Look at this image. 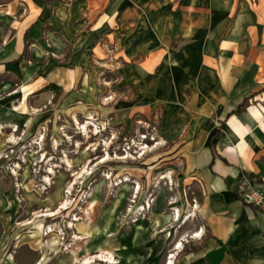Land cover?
I'll list each match as a JSON object with an SVG mask.
<instances>
[{
	"label": "crops",
	"instance_id": "obj_1",
	"mask_svg": "<svg viewBox=\"0 0 264 264\" xmlns=\"http://www.w3.org/2000/svg\"><path fill=\"white\" fill-rule=\"evenodd\" d=\"M103 41L124 61L105 79L124 107L159 112L178 162L167 180L195 200L199 242L177 250L137 225L128 243L101 248L119 264H264V214L237 193L242 177L264 192V0H0V124H23L16 97L54 96L75 113L99 104ZM10 184L0 182V264H23L28 239Z\"/></svg>",
	"mask_w": 264,
	"mask_h": 264
},
{
	"label": "rangeland",
	"instance_id": "obj_2",
	"mask_svg": "<svg viewBox=\"0 0 264 264\" xmlns=\"http://www.w3.org/2000/svg\"><path fill=\"white\" fill-rule=\"evenodd\" d=\"M45 42L50 44L48 38ZM100 46L105 57L98 63L107 73H99L96 79L106 89L98 93L99 104L75 113L62 108L54 96L41 104H36L34 95L25 100L16 97L11 105L23 112V124H0V182H11L9 190L19 204L15 225L23 224L28 239L20 263L79 264L105 252L119 264L110 250L101 248L102 243L116 244L118 237L128 243L137 225L149 228L150 239L167 247L177 248L183 240L182 250L199 242L190 239V231L199 225L197 218L184 223L189 213L196 212L191 210V198L187 200L177 180L172 181L178 162L169 153L172 142L159 130L155 118L159 112L141 114L124 107L125 94L105 82L116 77L124 61L117 57L114 42L103 41ZM105 105L109 109H102ZM88 122L87 132L77 126ZM102 159L106 161L100 163ZM167 173L171 184L162 179H169ZM161 192L164 198L159 201ZM55 193L58 200H50ZM63 206L67 209L54 217L36 218L58 213ZM171 208L179 209L177 221H172ZM156 214L164 221L157 224ZM110 220V227L102 225Z\"/></svg>",
	"mask_w": 264,
	"mask_h": 264
},
{
	"label": "bare ground",
	"instance_id": "obj_3",
	"mask_svg": "<svg viewBox=\"0 0 264 264\" xmlns=\"http://www.w3.org/2000/svg\"><path fill=\"white\" fill-rule=\"evenodd\" d=\"M76 121V120H75ZM88 121H92V118H88ZM76 123H77V121H76ZM91 126V124H90V122H88L87 124H85V125H83L82 127H81V125L80 124H77V126L80 128V129H82L84 132H87V129H88V126ZM14 137H11V141L10 142H14ZM106 161V159H102V161L100 162V163H104ZM170 178V177H169ZM162 179H164V180H166V179H168V177L167 176H163L162 177ZM126 182H127V180H125ZM122 184V183H121ZM136 194H138V188H137V192H136ZM150 202V201H149ZM149 202H148V207H149ZM64 204V203H63ZM64 206H66V204L64 205ZM64 206L62 207V208H60V210H59V212H58V210H57V212L58 213H54V212H50V213H42V214H40V215H38L36 218H49V217H54V216H56V215H58V214H60L61 213V211H64V210H66L67 208H64ZM144 209V208H143ZM175 213V212H174ZM173 213V214H174ZM192 217H194V214H190V215H188L186 218H185V221H184V223H186L187 221H189ZM178 218H179V211H176V214H174V215H172V221H177L178 220ZM73 221H76V219H74V220H72V221H70V222H73ZM30 224V223H29ZM73 225L72 224H70V227H72ZM50 232H52L51 230H49V233ZM199 236H201L200 235V233L198 234L197 232L194 234V238H198ZM182 244H183V240H181L180 241V243L178 244V246H177V250H179L181 247H182ZM171 257H173V255L171 256ZM92 259V260H91ZM102 262V263H104V264H116L115 262H114V259H113V257H112V255L111 254H109V253H105V252H100L98 255H95V256H93V257H89V258H86L83 262H80L79 264H93V263H95V262ZM39 264V263H38Z\"/></svg>",
	"mask_w": 264,
	"mask_h": 264
},
{
	"label": "built area",
	"instance_id": "obj_4",
	"mask_svg": "<svg viewBox=\"0 0 264 264\" xmlns=\"http://www.w3.org/2000/svg\"><path fill=\"white\" fill-rule=\"evenodd\" d=\"M170 184H171V182H170ZM237 193H238L241 201L243 202V204H245L246 206H250V207L254 208L255 210L264 214V192H261V191L255 189L252 186V184L248 178L242 177L240 179L238 186H237ZM195 208H196L195 200H192V209L191 210H194ZM170 210L172 211V214L174 212H175L174 214H176V211H179V209H173V208H171ZM177 245H178V243H177ZM174 248H176V246ZM171 256H172V254L168 255V257H171Z\"/></svg>",
	"mask_w": 264,
	"mask_h": 264
}]
</instances>
